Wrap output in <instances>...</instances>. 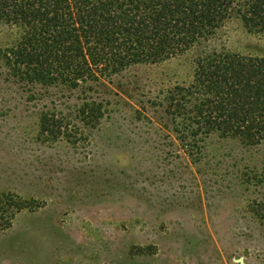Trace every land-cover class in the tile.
<instances>
[{"label": "rangeland", "instance_id": "rangeland-1", "mask_svg": "<svg viewBox=\"0 0 264 264\" xmlns=\"http://www.w3.org/2000/svg\"><path fill=\"white\" fill-rule=\"evenodd\" d=\"M18 36L0 25V51ZM211 45L264 55L238 21ZM193 59L130 67L86 97L14 82L0 61V264H264V141L211 134L190 152L167 112ZM88 101L102 107L94 127L76 113ZM44 114L62 126L54 139Z\"/></svg>", "mask_w": 264, "mask_h": 264}, {"label": "trees", "instance_id": "trees-1", "mask_svg": "<svg viewBox=\"0 0 264 264\" xmlns=\"http://www.w3.org/2000/svg\"><path fill=\"white\" fill-rule=\"evenodd\" d=\"M232 21L264 37V0H0V25L19 33L0 61L14 82L86 97L100 79L130 67L194 54L190 85L169 95L174 128L190 152L211 134L255 147L264 141V55L211 45ZM101 110L88 101L76 113L94 127ZM40 122L43 135L62 134L54 116Z\"/></svg>", "mask_w": 264, "mask_h": 264}]
</instances>
